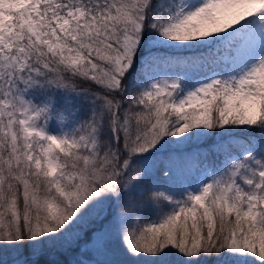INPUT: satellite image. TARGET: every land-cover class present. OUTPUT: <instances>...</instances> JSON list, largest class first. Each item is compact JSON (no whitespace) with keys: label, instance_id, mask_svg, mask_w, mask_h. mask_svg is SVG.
I'll use <instances>...</instances> for the list:
<instances>
[{"label":"snow or ice","instance_id":"6c2138e0","mask_svg":"<svg viewBox=\"0 0 264 264\" xmlns=\"http://www.w3.org/2000/svg\"><path fill=\"white\" fill-rule=\"evenodd\" d=\"M0 264H264V0H0Z\"/></svg>","mask_w":264,"mask_h":264}]
</instances>
